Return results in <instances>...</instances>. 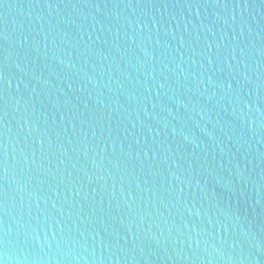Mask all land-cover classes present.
<instances>
[{"label": "water", "instance_id": "1", "mask_svg": "<svg viewBox=\"0 0 264 264\" xmlns=\"http://www.w3.org/2000/svg\"><path fill=\"white\" fill-rule=\"evenodd\" d=\"M0 264H264V0H0Z\"/></svg>", "mask_w": 264, "mask_h": 264}]
</instances>
